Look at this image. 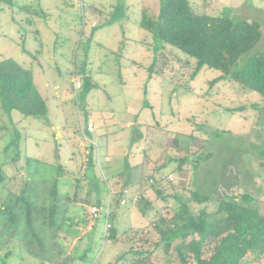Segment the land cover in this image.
<instances>
[{"label": "rangeland", "instance_id": "obj_1", "mask_svg": "<svg viewBox=\"0 0 264 264\" xmlns=\"http://www.w3.org/2000/svg\"><path fill=\"white\" fill-rule=\"evenodd\" d=\"M190 2L197 12L218 15L228 10L237 19L255 20L264 34V0ZM160 4L161 0L0 3V62L14 59L32 70L48 106L47 116L34 118L23 116L18 110L9 111L0 102V166L12 175L14 166L4 149L13 142L22 153L18 166L25 163L26 157L39 159L42 170L61 164L70 172L61 183L71 185L74 176L85 172L97 185L104 210L109 209L110 214L116 210L113 226L120 239H124L126 231L149 225L154 213L142 214L144 201L129 202L118 209L110 207L108 187L98 177L105 179L128 165L141 163L143 150L150 146L155 149L144 160V174H152L167 156L185 155L188 145L183 139L180 152L170 146L175 134L194 133L208 140V149L215 153L198 173L192 165L195 157L183 172L172 173L178 192L196 184L203 193H213L216 184H225L228 169L231 177L225 181H231L242 193L249 188L261 194L259 205L264 211V174H257L258 152L264 149V99L257 92L242 91L230 80L212 83L220 76L216 70L204 68L191 79L193 68L180 62L175 67L183 81H172L161 66L151 70L159 54L167 55L170 47L141 28L140 20L144 10L158 13ZM176 52L185 61L184 55ZM257 52H264V35L253 51ZM75 75L82 79L83 88L78 91L74 88ZM90 119L95 131L84 135L82 128H87ZM88 140L97 145L93 152L96 168L86 165ZM191 152L199 154L202 150L196 145ZM143 188L152 206L164 209L165 203L156 199L149 185ZM93 206H70L71 214L88 220L86 225L81 224L72 246L77 247L81 238L84 246L94 233L95 248L90 257L98 264H118V255L129 245L106 238L109 232L105 219L92 218ZM214 210L211 205L210 211ZM149 245L141 241L135 248L148 249ZM22 257L23 262L14 256L8 264H30L27 255ZM149 260V264H179L172 251L165 254L162 248Z\"/></svg>", "mask_w": 264, "mask_h": 264}, {"label": "trees", "instance_id": "obj_2", "mask_svg": "<svg viewBox=\"0 0 264 264\" xmlns=\"http://www.w3.org/2000/svg\"><path fill=\"white\" fill-rule=\"evenodd\" d=\"M14 2L0 0L10 5ZM140 26L170 47L167 55L159 54L151 70L155 66L163 67L172 81L182 80L175 67L180 62L193 68L191 79L204 68L216 70L220 76L212 83L230 80L242 91L257 92L264 99V52L253 53L264 35L259 22L237 19L228 10L218 15L197 12L190 0H161L158 13L142 12ZM175 49L184 55L185 61ZM0 102L3 108L18 110L26 117L42 118L48 114L33 71L14 59L0 62ZM82 131L84 135L86 131L91 133L87 128ZM135 133L139 132L135 130ZM182 139L188 145L185 155L167 156L152 174H144V160L155 149L150 146L143 150L141 163L128 165L108 178L104 176L105 179L102 175L98 177L108 187L110 207L114 205L118 209L129 202L144 201L142 214L154 213L149 225L126 231L124 239H120L113 226L116 210L112 211L106 238L129 245L118 255L116 263L149 264L152 254L162 248L165 254L172 251L179 264H264V211L259 205L262 195L249 188L242 193L231 181L226 182L231 177L228 169L225 184H216L213 193H203L196 184L178 192V182L168 179L169 175L183 172L194 157L193 170L198 173L215 157L208 149V140L194 133L175 134L170 145L174 151H181ZM196 145L202 150L199 154L191 152V147ZM95 149L89 143L88 167H97L93 159ZM4 152L14 171L7 175L0 166V264H8L14 256L21 257L23 262V254L28 256L30 264H98L90 257L95 248L94 233L88 236L84 246L81 238L80 244L73 248L81 224L86 225L88 220L71 214L70 208L103 206L97 185L85 172L74 176L72 185L61 183L70 174L61 164L42 170L39 159L26 157L25 163L18 166L22 153L13 142ZM258 155L257 174H264V149ZM100 156L99 148L98 160ZM97 164L100 166L99 161ZM234 179L238 183V177ZM146 184L156 199L165 203L164 209L156 210L147 200L143 188ZM174 204H178L176 208ZM211 205L215 206L213 212ZM141 241L150 244L149 248L136 249L135 244Z\"/></svg>", "mask_w": 264, "mask_h": 264}, {"label": "built area", "instance_id": "obj_3", "mask_svg": "<svg viewBox=\"0 0 264 264\" xmlns=\"http://www.w3.org/2000/svg\"><path fill=\"white\" fill-rule=\"evenodd\" d=\"M83 87L82 85V79L81 77L79 76H76L74 77V88L76 91L78 90H81ZM87 130L91 133H93L95 131V125H94V122L90 119L88 121V124H87ZM90 144H93L94 146L97 147V145H95L92 141L88 140ZM88 154H89V150H88ZM169 179L170 180H173V175H169ZM124 203V201L122 202ZM91 215H92V218L95 219V220H98V219H101V218H105V222H106V232H108V230L111 228V224L108 220L109 218V209L107 210H104L103 206L99 207V206H93L91 208Z\"/></svg>", "mask_w": 264, "mask_h": 264}]
</instances>
